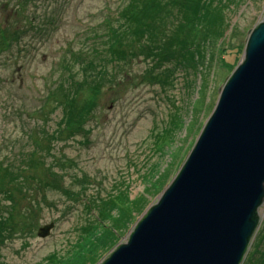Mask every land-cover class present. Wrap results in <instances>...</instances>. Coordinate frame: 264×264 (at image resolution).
<instances>
[{
    "label": "rangeland",
    "instance_id": "1",
    "mask_svg": "<svg viewBox=\"0 0 264 264\" xmlns=\"http://www.w3.org/2000/svg\"><path fill=\"white\" fill-rule=\"evenodd\" d=\"M127 5V0H0V162L22 168L21 177L28 179L26 192L9 178L0 179L6 196L0 194L1 202L21 220L18 231L5 232L0 264H46L52 254L64 257L85 245L86 233L95 247L86 264L109 258L178 175L242 61L250 33L264 20V0H238L227 12L225 37L207 51L195 76L174 64L152 62L138 43L119 47L115 60L97 62L113 78L102 89L85 87L98 92L97 105L85 126L75 124L72 133L65 106L56 101L60 93L68 97V84H62L81 82L82 66L92 69L88 58L100 46L104 50L108 30L122 25L119 12ZM78 52L84 58L71 62ZM153 72L160 78L153 79ZM33 157L39 161L35 169L24 171ZM149 187L155 194L145 192ZM122 192L130 199L145 197L148 205L110 248L111 241L102 240L104 224L112 223L107 216L100 219L105 202ZM35 204L38 211L29 214ZM118 211L114 221L121 217ZM260 216L242 264L264 237V206ZM50 223L56 225L51 235L40 238L38 230Z\"/></svg>",
    "mask_w": 264,
    "mask_h": 264
},
{
    "label": "water",
    "instance_id": "2",
    "mask_svg": "<svg viewBox=\"0 0 264 264\" xmlns=\"http://www.w3.org/2000/svg\"><path fill=\"white\" fill-rule=\"evenodd\" d=\"M263 206L264 20L176 178L100 264H242Z\"/></svg>",
    "mask_w": 264,
    "mask_h": 264
},
{
    "label": "trees",
    "instance_id": "3",
    "mask_svg": "<svg viewBox=\"0 0 264 264\" xmlns=\"http://www.w3.org/2000/svg\"><path fill=\"white\" fill-rule=\"evenodd\" d=\"M127 1L128 5L119 12V19L122 21V25L108 30L106 42L108 46L106 44L104 50L100 46L97 48L96 55L88 58L92 69L88 70L87 66H82L81 72L84 77L81 82L76 80L78 82L70 85L69 79H67V82L62 84V87L68 84L64 92L67 90L69 98L66 97V94L64 96L63 93H60L61 98H57L56 101L64 104L66 109L64 121L68 122V130L72 131V133L77 132L75 124L87 121V115L90 110L97 105L96 96L98 92L92 89L86 90L85 87L102 89L105 86V82L113 78V75L108 73L105 66L97 65L98 61H102L104 58L115 60L116 55L122 52L119 47L132 46L134 43H138L143 48V52L152 58V62H158L157 64L160 63L164 66L166 64H174L194 76L198 75L197 71H199L200 65L206 61L207 51L210 48H215L214 43L225 37L229 27L227 12L231 10V7H236L238 3V0ZM103 54L106 56H103ZM75 58H84L83 52L72 53L71 62H74ZM65 67L70 69L69 77L73 81L74 76L71 74L73 71L71 64L68 63ZM166 73L167 71L162 76ZM151 77L155 80L160 78L154 72ZM52 95H55L54 97L57 96L56 93ZM78 96L80 97L77 100ZM84 102L88 103L84 105ZM85 124L84 122V126ZM57 134L58 132L55 131L50 135L52 138L50 142L53 139L55 140ZM49 150L50 152L52 151L51 144L49 145ZM27 161L28 164L24 171L35 169L39 162L34 157ZM22 171V168L19 169L13 164L4 166L3 162H0V174H3L0 175V179L9 178V183L14 185L19 192H26L28 179L21 177ZM28 177L30 181L33 179V176ZM166 177L167 175H164V173L161 174L157 182L162 186L156 187L154 190L159 192L164 187L163 182ZM145 192L155 194L151 192L150 187L146 188ZM0 194L5 196L3 193ZM147 205L148 200L145 197L130 199L127 192L119 193L105 202L106 210L102 213L100 221H102L103 216H107L112 225L104 224L102 244L104 241H111L110 248H113L117 244L119 231L133 223L134 218ZM119 206L121 207L120 212L118 211ZM38 209V204L33 205V209H29V214H35ZM12 210V206H5L0 200V216L2 215L0 220V249L5 243L6 234H9L8 230L16 229L18 231L21 226V220L14 216L15 210H13V214L11 213ZM115 210L118 211L117 215L121 213V217L114 221L113 216L115 215L113 211ZM29 214L25 215L28 216ZM261 228H264V223ZM5 232L7 233L5 234ZM30 235H34V226L30 230ZM83 244L85 245H81L78 250L67 256L50 255L46 259V264H86L89 262L88 254L95 249L92 239L88 237V233L83 238ZM254 246L255 250L249 253L244 264H247L248 261L249 264H264V237L262 241L259 240ZM250 256L252 257L250 258ZM74 261L76 262L74 263Z\"/></svg>",
    "mask_w": 264,
    "mask_h": 264
},
{
    "label": "bare ground",
    "instance_id": "4",
    "mask_svg": "<svg viewBox=\"0 0 264 264\" xmlns=\"http://www.w3.org/2000/svg\"><path fill=\"white\" fill-rule=\"evenodd\" d=\"M251 244V243H250ZM250 244H249V247H250Z\"/></svg>",
    "mask_w": 264,
    "mask_h": 264
}]
</instances>
